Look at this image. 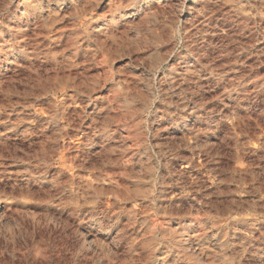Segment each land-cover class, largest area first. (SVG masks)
I'll return each instance as SVG.
<instances>
[{
	"label": "rangeland",
	"instance_id": "obj_1",
	"mask_svg": "<svg viewBox=\"0 0 264 264\" xmlns=\"http://www.w3.org/2000/svg\"><path fill=\"white\" fill-rule=\"evenodd\" d=\"M0 264H264V0H0Z\"/></svg>",
	"mask_w": 264,
	"mask_h": 264
}]
</instances>
